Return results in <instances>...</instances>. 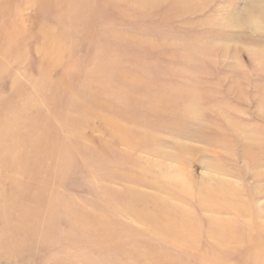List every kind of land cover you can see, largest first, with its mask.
Segmentation results:
<instances>
[{"label":"rangeland","instance_id":"rangeland-1","mask_svg":"<svg viewBox=\"0 0 264 264\" xmlns=\"http://www.w3.org/2000/svg\"><path fill=\"white\" fill-rule=\"evenodd\" d=\"M0 264H264V0H0Z\"/></svg>","mask_w":264,"mask_h":264}]
</instances>
